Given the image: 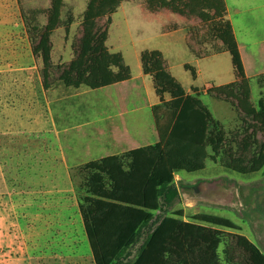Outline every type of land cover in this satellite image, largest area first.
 Wrapping results in <instances>:
<instances>
[{
	"label": "rangeland",
	"instance_id": "1",
	"mask_svg": "<svg viewBox=\"0 0 264 264\" xmlns=\"http://www.w3.org/2000/svg\"><path fill=\"white\" fill-rule=\"evenodd\" d=\"M63 1L62 26L51 38L52 88L46 90L42 60L33 54L23 17L43 28L51 0H0V264H95L79 208L86 194L81 169L157 145L150 106L188 96L200 99L223 126L230 153L223 158L241 170L208 160L201 172L177 173L180 199L158 215L183 210L184 221L208 214L233 222L240 231L218 229L226 233L218 251L222 264L229 234L248 237L264 253V151L256 149L264 148V0H207L212 18L201 25L213 33V43L220 32L232 36L227 53L198 62L189 44L201 47L171 28L183 27L182 19L155 14L157 6L148 7L147 0H121L107 46L123 56L132 79L100 90L69 89L59 81L58 68L75 56L90 2ZM99 26L104 29L107 18ZM148 50H160L163 57ZM186 64L200 71L196 80ZM152 65L170 69L181 86L167 85L165 77L144 84L142 68ZM242 82L261 116L256 130L248 129L252 117L242 122L235 100L210 93ZM252 132L256 148L249 141L245 152L239 144ZM145 243L142 235L118 264H135Z\"/></svg>",
	"mask_w": 264,
	"mask_h": 264
},
{
	"label": "trees",
	"instance_id": "2",
	"mask_svg": "<svg viewBox=\"0 0 264 264\" xmlns=\"http://www.w3.org/2000/svg\"><path fill=\"white\" fill-rule=\"evenodd\" d=\"M120 6L121 0H90L75 56L68 65L58 68L59 81L66 88L100 90L132 79L123 56L112 53L107 46L108 26ZM63 8V0H51L47 24L41 29L23 17L33 54L42 60L46 90L52 88L51 38L62 26ZM104 18L107 26L102 29L99 22ZM210 93L235 100L242 122L253 118L248 129L256 130V120L261 124L247 82ZM152 113L160 140L157 145L133 149L124 156H109L81 169L86 177V194L80 199L79 208L94 262L118 264L146 235L135 264H222L218 251L226 233L218 229L237 232L241 230L238 226L214 215L197 214L184 221L183 210L170 217L159 216L158 212H167L180 199L175 183L177 173L201 172L208 160L221 163L228 170H241L238 163L223 158L228 151L226 131L197 97H178L155 106ZM249 141L255 149L253 132L239 148L246 152ZM229 235L231 242L224 250L226 264H264V253L248 237Z\"/></svg>",
	"mask_w": 264,
	"mask_h": 264
},
{
	"label": "crops",
	"instance_id": "3",
	"mask_svg": "<svg viewBox=\"0 0 264 264\" xmlns=\"http://www.w3.org/2000/svg\"><path fill=\"white\" fill-rule=\"evenodd\" d=\"M147 2L148 3L146 5L148 7L157 6L155 8V11L152 10L153 12H156L155 14H160V13L166 14L168 17L172 15L174 16L176 15L180 19H182V21L185 22V25L183 27L182 26L180 27L178 24H175L171 28H173L177 34L182 33L183 31L187 35H190L189 40H193L195 45H199L201 47V50L200 49L193 50V46L191 42L190 44L188 43L193 53L195 54L194 56H196L197 58L196 59L197 62L200 60L213 59L215 57L227 53V47L229 46V40L231 39L232 34H229L228 32L225 33L220 32L216 34L219 40H218V44H214L212 40L213 33L212 32L208 33V31H206L204 26L201 25L202 23L203 24L208 23V21L211 20L212 18L206 9L207 0H157V1L147 0ZM148 51L151 56H153L154 54H158L159 56L163 57V53L160 50H148ZM231 61L233 65L232 58ZM161 66L162 65H152V67H149L148 69L146 68L144 69L143 66L142 68L143 75L140 77V80H143V83L145 84L148 78L154 79L155 81L157 77H161V78L165 77L168 78L167 85L181 86L180 82H178V80L170 72V69H168L167 67L161 68ZM184 67L185 69L189 70L192 73V76L195 80L198 78L200 71H198L197 68H194L189 64L184 65ZM140 85H142V82L140 83ZM146 93L148 94L150 93V91H147ZM152 108L153 105L150 106L149 109H151L152 111ZM157 137H158V133H157ZM158 142H159V138H158ZM119 149L122 148L119 147ZM134 149H138V148H134Z\"/></svg>",
	"mask_w": 264,
	"mask_h": 264
}]
</instances>
